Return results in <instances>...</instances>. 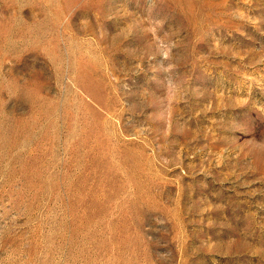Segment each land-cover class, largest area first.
<instances>
[{
	"label": "rangeland",
	"instance_id": "374dc122",
	"mask_svg": "<svg viewBox=\"0 0 264 264\" xmlns=\"http://www.w3.org/2000/svg\"><path fill=\"white\" fill-rule=\"evenodd\" d=\"M0 264H264V0H0Z\"/></svg>",
	"mask_w": 264,
	"mask_h": 264
}]
</instances>
